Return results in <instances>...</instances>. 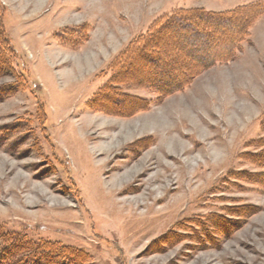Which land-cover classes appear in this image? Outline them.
<instances>
[{
	"label": "rangeland",
	"instance_id": "374dc122",
	"mask_svg": "<svg viewBox=\"0 0 264 264\" xmlns=\"http://www.w3.org/2000/svg\"><path fill=\"white\" fill-rule=\"evenodd\" d=\"M0 4L15 56L0 77V225L55 245L31 262L264 264V0ZM252 7L233 59L172 92L156 62H118L177 8ZM176 41L163 48L189 66Z\"/></svg>",
	"mask_w": 264,
	"mask_h": 264
},
{
	"label": "trees",
	"instance_id": "16d2710c",
	"mask_svg": "<svg viewBox=\"0 0 264 264\" xmlns=\"http://www.w3.org/2000/svg\"><path fill=\"white\" fill-rule=\"evenodd\" d=\"M3 13L4 8L0 4V77L10 75L11 60L15 57L3 28ZM256 13L255 7L244 11L233 9L220 12L177 8L153 20L147 31L131 42L128 57H120L118 62L123 65L130 58L131 61L136 59L141 62H156L152 68V81L161 93L172 92L188 84L204 69L232 60L249 33L250 24L258 14ZM165 35L178 37L175 48L192 59H189V66L181 67V63L176 60L174 62V50L164 49ZM191 36L198 37L190 39ZM209 52L211 53L208 54ZM173 62L171 70H163L162 65ZM165 79L169 84L161 83ZM10 85L17 87L18 82ZM4 94L5 92H0V97ZM261 126L264 128V118ZM48 245L31 241L26 235L7 230L0 225V264H37L30 261L32 256L41 258L42 255L56 254L53 250L55 245L50 244L51 248Z\"/></svg>",
	"mask_w": 264,
	"mask_h": 264
}]
</instances>
